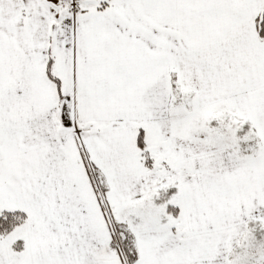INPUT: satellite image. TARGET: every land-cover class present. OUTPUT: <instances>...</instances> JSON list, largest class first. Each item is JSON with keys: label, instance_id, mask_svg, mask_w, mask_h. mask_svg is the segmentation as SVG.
<instances>
[{"label": "snow or ice", "instance_id": "snow-or-ice-1", "mask_svg": "<svg viewBox=\"0 0 264 264\" xmlns=\"http://www.w3.org/2000/svg\"><path fill=\"white\" fill-rule=\"evenodd\" d=\"M0 264H264V0H0Z\"/></svg>", "mask_w": 264, "mask_h": 264}]
</instances>
